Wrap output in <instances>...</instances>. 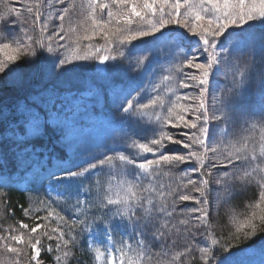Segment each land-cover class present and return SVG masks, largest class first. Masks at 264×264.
Instances as JSON below:
<instances>
[{
  "label": "snow or ice",
  "instance_id": "obj_1",
  "mask_svg": "<svg viewBox=\"0 0 264 264\" xmlns=\"http://www.w3.org/2000/svg\"><path fill=\"white\" fill-rule=\"evenodd\" d=\"M19 5L0 0V188L14 160L48 199L0 230V264H80L81 249L95 264H253L221 243L224 221L264 256V0ZM81 62L94 75L78 94L58 87ZM109 91L114 115L88 128ZM74 133L75 163L37 150Z\"/></svg>",
  "mask_w": 264,
  "mask_h": 264
},
{
  "label": "trees",
  "instance_id": "obj_2",
  "mask_svg": "<svg viewBox=\"0 0 264 264\" xmlns=\"http://www.w3.org/2000/svg\"><path fill=\"white\" fill-rule=\"evenodd\" d=\"M8 3L12 7H19V0H8ZM3 8L0 7V11H2ZM80 63H78L76 66H79ZM168 67L167 64L163 65V68ZM163 68H159V74L163 71ZM77 70L73 68L72 71ZM71 71V72H72ZM71 72L69 74H71ZM221 82H223V77L220 78ZM70 80V79H68ZM67 80V81H68ZM66 81V82H67ZM47 83L48 81H44ZM37 87H40V84H37ZM239 127V126H237ZM239 135H243L244 133L240 131H236ZM50 142L51 141V138ZM43 143V142H42ZM57 143V142H55ZM37 150L41 153L42 158H47L49 156L56 157L55 155H51L50 152H48L45 148V145L43 143V147H41L40 144H37ZM73 151H68L67 156L69 158H72ZM78 159V157L74 158L75 160ZM52 163L55 162L53 159L51 161ZM7 171L11 174L10 179L11 183L7 188H0V192H6V196L0 197V230H2L3 227H7L9 225L15 224L18 220L23 219L24 222L33 224V220H29L26 217H23L22 209L25 207L32 208L33 210L38 209L41 207L39 204L40 200H47L48 197L45 195L43 185L47 179H45L43 182L34 179L31 175V170L26 171L23 166H16V162L14 160H10L8 164ZM31 189V190H27ZM92 190L94 193L92 194V198L96 196V190L94 187H92ZM248 195H251L250 193ZM7 201V203H6ZM74 203V202H73ZM235 204L241 205L236 209L237 212H243L244 206L247 204V197L243 194L236 197ZM8 209H12L14 211V215H10L8 212ZM66 214L71 217V211L65 210ZM39 215H44L45 213L43 211H40L38 213ZM225 224V227L223 229V232L221 233L220 229H217V236L220 238L221 243H228L230 244L233 249H246L251 247H259L260 246V237L253 238L251 241L244 238L243 234H241L237 238H233L234 233V227H232V232H230L229 228L226 226L228 221L223 222ZM52 225L55 226V221L52 222ZM117 241L120 239L119 236L116 237ZM47 243V241H45ZM246 245H250L247 248H245ZM119 245L117 244V247ZM242 251V252H244ZM78 257L80 259V264H89L91 261V264H95L94 258H92V255H90L86 250L81 249L78 251ZM262 256L260 255V252H256L253 256H250L247 258V261L253 262V264H258L259 259Z\"/></svg>",
  "mask_w": 264,
  "mask_h": 264
},
{
  "label": "rangeland",
  "instance_id": "obj_3",
  "mask_svg": "<svg viewBox=\"0 0 264 264\" xmlns=\"http://www.w3.org/2000/svg\"><path fill=\"white\" fill-rule=\"evenodd\" d=\"M94 43H97V44H100V43H102V41L101 40H97V41H94ZM83 64H84V67L85 68H87L88 67V70L90 69V64L91 63H93V62H82ZM58 87H60L61 89H63L60 85H57ZM63 90H65V91H68V90H73V86L72 85H68V86H66V88L65 89H63ZM240 128L239 127H236L235 129H234V131H238ZM252 252V251H251Z\"/></svg>",
  "mask_w": 264,
  "mask_h": 264
}]
</instances>
